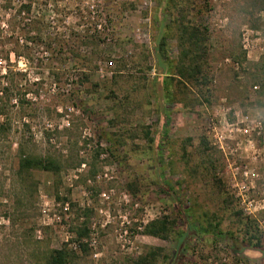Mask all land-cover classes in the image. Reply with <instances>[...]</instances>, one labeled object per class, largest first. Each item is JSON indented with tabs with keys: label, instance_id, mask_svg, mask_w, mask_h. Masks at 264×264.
Wrapping results in <instances>:
<instances>
[{
	"label": "rangeland",
	"instance_id": "1",
	"mask_svg": "<svg viewBox=\"0 0 264 264\" xmlns=\"http://www.w3.org/2000/svg\"><path fill=\"white\" fill-rule=\"evenodd\" d=\"M262 61L264 0H0V264H264Z\"/></svg>",
	"mask_w": 264,
	"mask_h": 264
},
{
	"label": "trees",
	"instance_id": "2",
	"mask_svg": "<svg viewBox=\"0 0 264 264\" xmlns=\"http://www.w3.org/2000/svg\"><path fill=\"white\" fill-rule=\"evenodd\" d=\"M190 43L192 48V45H194V43H197V41L194 40V42L191 41ZM163 45L164 42L161 43L162 48ZM196 68H200L197 63L194 64V66L191 68V71L194 72ZM262 68L264 70V61H262ZM164 82H166V79H164ZM19 166L22 170L42 169L46 171H52L59 169L57 162L54 159L41 156L35 157L24 155L20 159ZM170 224L171 223L167 219H164L162 221H153L145 226L144 234L162 238L163 234L168 232ZM77 232L79 237H83L89 234V230L86 229H80ZM246 235V241L249 244H252V246L254 247H259L261 243L260 237L255 236L256 234H253V231L250 230H246ZM46 264H73V259L71 258L70 250L67 248L50 250Z\"/></svg>",
	"mask_w": 264,
	"mask_h": 264
}]
</instances>
